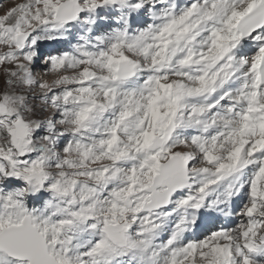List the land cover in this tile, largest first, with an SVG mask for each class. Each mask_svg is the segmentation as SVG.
Here are the masks:
<instances>
[{
	"label": "snow or ice",
	"instance_id": "snow-or-ice-1",
	"mask_svg": "<svg viewBox=\"0 0 264 264\" xmlns=\"http://www.w3.org/2000/svg\"><path fill=\"white\" fill-rule=\"evenodd\" d=\"M0 264H264V0L0 15Z\"/></svg>",
	"mask_w": 264,
	"mask_h": 264
},
{
	"label": "rangeland",
	"instance_id": "rangeland-1",
	"mask_svg": "<svg viewBox=\"0 0 264 264\" xmlns=\"http://www.w3.org/2000/svg\"><path fill=\"white\" fill-rule=\"evenodd\" d=\"M23 2V0H0V4L3 5V7H0V15H3L8 9L12 8L18 3ZM49 49L45 48L44 51H48ZM45 67L43 64L39 65L37 67V71H41V69ZM50 78V77H45Z\"/></svg>",
	"mask_w": 264,
	"mask_h": 264
},
{
	"label": "bare ground",
	"instance_id": "bare-ground-1",
	"mask_svg": "<svg viewBox=\"0 0 264 264\" xmlns=\"http://www.w3.org/2000/svg\"><path fill=\"white\" fill-rule=\"evenodd\" d=\"M47 49H49L48 51H51L52 50L51 48H47Z\"/></svg>",
	"mask_w": 264,
	"mask_h": 264
}]
</instances>
